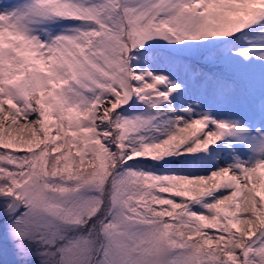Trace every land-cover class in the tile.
<instances>
[{
    "label": "snow or ice",
    "instance_id": "obj_1",
    "mask_svg": "<svg viewBox=\"0 0 264 264\" xmlns=\"http://www.w3.org/2000/svg\"><path fill=\"white\" fill-rule=\"evenodd\" d=\"M0 264H264V0H0Z\"/></svg>",
    "mask_w": 264,
    "mask_h": 264
}]
</instances>
